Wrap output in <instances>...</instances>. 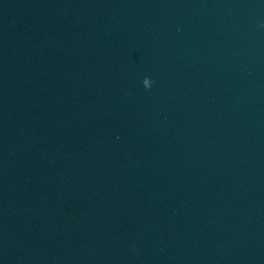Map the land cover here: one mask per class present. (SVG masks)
Masks as SVG:
<instances>
[{
  "label": "clouds",
  "instance_id": "clouds-1",
  "mask_svg": "<svg viewBox=\"0 0 264 264\" xmlns=\"http://www.w3.org/2000/svg\"><path fill=\"white\" fill-rule=\"evenodd\" d=\"M151 84H152V81L150 80V78L148 77H145L144 80H143V85L144 87L147 89V88H150L151 87Z\"/></svg>",
  "mask_w": 264,
  "mask_h": 264
}]
</instances>
